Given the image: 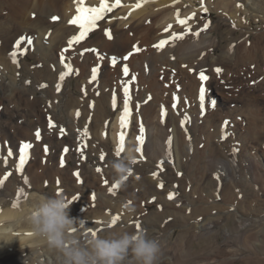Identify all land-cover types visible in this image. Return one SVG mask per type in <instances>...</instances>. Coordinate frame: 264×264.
Masks as SVG:
<instances>
[{
  "label": "bare ground",
  "instance_id": "6f19581e",
  "mask_svg": "<svg viewBox=\"0 0 264 264\" xmlns=\"http://www.w3.org/2000/svg\"><path fill=\"white\" fill-rule=\"evenodd\" d=\"M70 1L0 0V69L6 74L4 76L3 73H0V180L11 173L0 186V237H3L0 239V264L10 263L9 261L13 257V253L11 254L10 251H14L15 254H25L30 250V254L32 252L33 255L37 254L36 257H41L40 251L45 252V256H50L51 259L47 257L45 263L41 264H58L57 254L48 249V246L45 245L46 240L33 233L25 218L27 208L31 203L29 197L40 194L53 196L59 193V195H65L72 203L70 215L77 219L111 221V217L106 215V211L110 209L111 212L119 210V215L116 216L120 218L115 226L119 224V221L122 223L124 220V224H127L139 220V216L144 213V206L141 199L135 197V192L147 194L145 197L149 199L164 195L166 192L164 189L163 192L158 189L159 182L153 177V173L160 172L156 161L163 154L161 145L166 137L165 125L158 120L160 112L158 107H161V103L168 112L167 106L170 103V98H179L178 103L172 99L170 104H176L178 114L173 109L169 112L172 114L176 129L174 131L178 136V141L177 137L175 138V144L178 152L183 155V159H188L189 166L191 165L189 170L191 178L195 172H201L195 167L194 162L201 157L202 153L209 154V158L213 161L212 164L222 161L224 157L217 152L212 141L218 136L225 120L228 119L233 120L228 122L227 127L232 135L231 131L237 129L232 128L233 124L244 123L237 118L240 113L249 115L245 129H241L244 132L237 133L244 145L240 152L246 158V162L252 165L251 170L255 171L257 164L264 169V150L253 146L261 133L254 137L252 130V128L264 129V122L256 123L262 121L259 120L260 117L264 118V112L261 113L258 101L260 98L264 99V31L262 29V31L253 34L243 31V29L233 30L230 28L226 32L228 37L225 42V38L221 35V23L233 22L232 24H234L240 13L244 14V17L239 19L240 23L244 24L243 21L248 19L246 25L252 24L249 16L245 14L246 11L237 6L239 2L246 3L244 0L235 1V6H233V0H217L215 7L222 9L223 12L218 16L219 19L213 21L206 30L202 29L208 23L201 22V17L205 14L204 10L199 9L197 17L193 20L182 16L183 20H187V24L195 22L193 24L195 26H188L191 32H188V28L184 29V27L166 32L165 29H157L156 23L168 16L177 17V12L179 14L186 12L190 5L197 0H164L161 3H156L152 8L151 5H148L144 9L134 8L136 4H141L142 0H121V2L124 1L122 7L114 8L111 12L106 13L85 40L69 48L68 41L79 33L76 25H67L69 19L77 15V3L73 5ZM205 1L207 0H204L203 3ZM108 2L114 4L115 0H108ZM172 2H177V6L169 7ZM100 3L101 0H84V6L89 8L99 7ZM52 11L57 14L60 23L57 25L55 23L54 28L44 31L42 29L45 28V25L49 26L48 16ZM29 13L34 16L36 14L35 19L28 20L26 16ZM175 24L178 26V21ZM25 29L28 31L24 32ZM106 31H110L111 39L106 35ZM196 32L200 33L198 37L193 35ZM173 33L178 36L183 35L184 38L173 41ZM93 35L94 38H92ZM22 37H31L33 43L28 45L25 41L21 44V50L27 49V52L18 56L19 66L15 64L14 67H11V64L7 62L10 59L8 58L9 53L14 50L15 41ZM46 40L49 41L48 44H45ZM162 40H168L169 43L162 49L153 47ZM136 47L140 48L139 52L135 51ZM86 49H95L96 51H86ZM217 50L222 51L216 57L213 54ZM97 53L103 56V59H99ZM211 55L212 58H210ZM113 57L117 60L115 66L111 63ZM65 64H72V69L70 76H67L63 81L60 80L58 90L55 88V83L60 79H58L59 73L66 69ZM125 65L129 69L127 76L123 73ZM214 65L222 66V69H225L224 72H221V77L225 74L228 77L231 76L230 72L234 75L235 84L232 85V89L228 90V83L225 88H219L217 85L221 91L218 90L220 95L226 97L231 104L240 98H247L243 103L244 106L241 105L245 107L246 111L241 112L243 107L237 109L238 106L233 107L232 105L228 107L227 112H222V109L218 108L212 112V115H205L201 118L203 110L201 111V105H198L199 89L200 86L205 85L204 88L207 91L206 85L209 80L201 81L200 73L203 72L208 78L217 79L219 74L214 73ZM251 66H254V69H251ZM207 67L208 69H205ZM93 68L99 70L95 80L92 78ZM239 78L241 79L239 80ZM253 79L262 82L259 86L260 94L254 95V92L250 90L249 83ZM172 82L176 85L175 88L171 85ZM221 82L223 83V81ZM46 83L50 85L48 89ZM73 84L77 88L76 91L71 88ZM257 84L259 85V83ZM177 85L181 86L180 91H178ZM245 86L250 89L246 90ZM125 87L129 88L132 114L136 111L135 115L137 116V125L131 128L127 148L124 145L125 153L129 148H134L137 158L139 157L137 149L140 148V143L137 137L140 135V122L144 124H142L143 127L147 124L154 131L148 138V145L144 147L148 162L136 163L133 175L128 179L132 182L120 188L121 194L112 197L113 195H109V187L115 184L114 174L108 164L112 160L120 158L113 156L110 147L113 145L114 151L119 147V135L122 130L120 118L124 110ZM113 98L116 101L115 108L113 107ZM251 108V111L254 110L253 114L249 111ZM118 109H121L122 112L119 113ZM184 109L190 110L191 113L194 111L197 119L203 123L199 124L195 120L196 124L194 126L192 123L193 126L189 133L183 130L179 132L178 126L181 120L179 113L185 114ZM77 112L80 113L79 117H77ZM49 119L55 124V127H49ZM85 128H87L90 138L83 136ZM60 129H64L65 134L62 135ZM128 130L129 126L123 130L125 141ZM36 131L41 133L39 140L35 137ZM193 131H196L197 134H193ZM203 139L205 147L201 150L199 145L203 144ZM25 142L31 143L33 147L30 159L21 174L17 171L19 147ZM82 143L87 144V147L83 149V153H86L83 158L81 152L78 151ZM191 145L194 148H191ZM228 145L232 146V141ZM228 145L226 143L224 147L227 148ZM186 146L188 149L185 151ZM66 147L69 149L67 154L64 152ZM9 149L13 152L11 157L7 156ZM255 150L256 152L260 151L257 154V159L260 158L258 160L252 154V151ZM101 153L105 155L103 161L99 159ZM224 153L232 159L231 151ZM5 159L7 160L6 164ZM61 160L64 161V166H61ZM255 160L256 163H254ZM198 163L196 162V164ZM98 167L102 169L99 173L96 171ZM247 167L241 169L248 171L250 167ZM166 168L172 173L169 174L170 176H166L165 180L178 177L175 167L166 165ZM76 172L80 174L79 180L74 175ZM160 174L167 175L168 171H162ZM262 174L264 175V171ZM24 177L28 179L27 184L24 183ZM105 180L108 181L107 185L104 183ZM165 180L161 182L164 183ZM58 181L59 183H57ZM21 189L25 194H21ZM234 193L235 191L231 188L225 190L224 204L227 203L228 198L232 201ZM93 195L95 196L94 200ZM88 200H93L91 207ZM94 201L96 204H93ZM178 201L181 200L178 199ZM129 202L131 203L129 204ZM186 202L190 203V200ZM200 203L199 200L195 202L191 200L190 204L193 206L191 211L185 206L177 208L173 202L166 203L162 212H151L145 217V224L160 223L168 215L182 216L183 219L181 218L180 222L185 221L186 223L190 217H201L211 213V207L201 206ZM84 208H86V212L82 213ZM130 208L133 211L130 212ZM210 220L202 222L201 228L209 229ZM244 220L245 227L253 225L254 220L251 221V218L248 217ZM97 223L100 222L96 221L94 224ZM130 226L127 225L126 228L129 229ZM93 228L94 226L91 227V229ZM133 229L129 230L133 231ZM112 230L117 233L126 231L118 226ZM29 245H39V247L31 249L28 248ZM18 247H23V249H17ZM171 247L174 248V246ZM29 259L31 264H36L35 256L28 257L24 262H17V264L28 263Z\"/></svg>",
  "mask_w": 264,
  "mask_h": 264
},
{
  "label": "rangeland",
  "instance_id": "374dc122",
  "mask_svg": "<svg viewBox=\"0 0 264 264\" xmlns=\"http://www.w3.org/2000/svg\"><path fill=\"white\" fill-rule=\"evenodd\" d=\"M4 1H8V0H4ZM9 1H13V0H9ZM71 1H72L71 4L76 5L77 0H71ZM163 1L164 0H147V2H143V3L141 2V5H142L141 9H144L148 5H151V8H152V7H154V5L156 3H161ZM197 1L192 3L190 5V8L188 10H186V12L180 14V19H182L181 17L183 16L186 18L191 17V19L193 20L197 17L196 15H197L199 9L205 11V8H206L207 11H205L204 16L201 17V19H202L201 22L202 23H208V25L211 26V23L213 21H216L219 19L218 16L222 14L223 10L217 9L215 7V3L217 2V0H210V2H208V0H207L204 3H203L204 0H200V1L197 0ZM235 1L237 2V0H233V6H235ZM244 1L246 3L239 2L237 4V6L240 9H244L246 11L245 14L247 16H249V18L251 19L250 21H252V24L248 25V26L246 25L248 19L243 21L244 24L240 23L239 19L241 17H244L243 13H242V15H241V13L238 14V20L234 19L235 20L234 24H232L233 22L228 23V24L225 22L221 23V25H222L221 35L223 36V38H225L224 42L226 41V39L228 37L226 32L230 28L233 30L243 29V31H247V32L249 31V33H253V34L256 32L262 31V29L264 31V0H244ZM123 2L124 1L121 2L120 7H122L124 5ZM108 3L111 4L112 2H108ZM177 4H178L177 2H172L169 5V7L170 6L176 7ZM155 12H157V11H155ZM223 14H225V13H223ZM45 15L47 16L48 14H45ZM51 15L53 17H58L57 14H55V12L52 11L50 13V16H48V20L50 22L49 26L45 25V28H43L42 30H44V31L50 30V29L55 27V25H54L55 23H56V25H57V23H60L58 21V19L53 20V17ZM35 16H36V14H35ZM35 16L31 15V13H29V14H27L26 18L28 20H30V19L33 20V19H35L34 18ZM71 19L72 18H70L69 21ZM69 21L67 22L68 26L70 25ZM176 21H177V17L171 18V16H168L165 19L158 21L156 23V28L164 30V29H169V25H171V28L168 31L172 32L173 29L178 30V29H181V27H184V29H186V28H189L188 26H190V25L195 26V25H193V24H195V22L188 23L187 25H181V24L179 25L178 24V26H177L176 24L174 25V23ZM27 31H28V29L24 30V32H27ZM94 37L95 36L93 35L92 38H94ZM250 39H252V37H250ZM16 41H15V43H16ZM44 42H45V44L49 43L48 40H46ZM222 50H217L213 55H215L217 57L218 55L221 54ZM8 58H10V56ZM210 58H212V55ZM7 62L9 64H11V67L15 66V64L12 62L11 58ZM216 67L220 68L222 70L221 72H224V70H225V69H222L223 68L222 66L214 65L215 70L217 69ZM71 69H72V67H71ZM205 69H208V67ZM251 69H254V66L253 67L251 66ZM215 70H214V73L216 72ZM221 72L219 73V75L217 74L218 78L215 77L217 79H213L210 77V78H208L209 81L207 80L208 81V83L206 85L207 91H205L206 96H205V101H204V103L206 105L204 103L201 104L200 96H198V98H199L198 99V103H199L198 105H201L200 109H201V111L203 110V112H201V115H200L201 118H203L205 115H207V116L212 115V112L216 111L218 108L222 109V112L223 111L227 112L229 106L233 105V107H234L236 105V107L238 106L237 109H241L244 106L243 103L246 101L247 98H245V99L240 98L235 103L231 104L226 97H223L222 95H220L221 91L219 88H225L227 83H228V90H229V89H232V85L235 84V81L233 78L234 75L231 74V72H230L231 76H229V77L226 74L221 77V75H220ZM0 73L1 74L3 73L2 69H0ZM61 74H63L64 77L67 78V76H70V70L69 69L62 70L59 73L58 79L60 78ZM4 76H6V74H4ZM248 76L250 78V75H248ZM220 78H223L224 80H222ZM240 79L241 78H239V80ZM166 80H167V78H166ZM73 81H75V80H73ZM221 81H223V83ZM256 81L257 80H255V79L250 81V83L252 82L251 84L249 83V85H251L250 86L251 89L248 88L247 86H245L246 90L250 89L251 91L254 92V95L258 94V93L260 94V92H261L259 86L261 85L262 82L261 81L256 82ZM231 82H232V84H231ZM257 83H259V85ZM244 84L246 85V83H244ZM254 84H256V85H254ZM171 85L174 86L173 88H175V86H176L173 82L171 83ZM217 85L219 86V88ZM46 86H47V89L50 87V85L48 83H46ZM177 86L179 88V89L177 88L178 91H180L181 86H179V85H177ZM200 87L204 88L205 85H202ZM55 88H57V89L60 88V79L57 80V82L55 83ZM71 88L74 91H76V89H77L74 84L71 86ZM200 89H199V95H200ZM206 92H208V93H206ZM172 99H174V98H170V103L167 106L168 112H166V115H162V109H164L163 108L164 106L161 103H160L161 107H158V110H160V112L158 114V120L160 122L162 121L163 125H165L164 129L166 130L165 131L166 137H165V140L163 141V143L161 145L162 150H163V154L161 155V157H159V159H157L156 162H157V165H159L160 162L163 161L164 162L163 172L168 171V174L164 175L165 177L163 176V174H160L159 177H157L156 179L159 182V183L157 182L158 183L157 184L158 189L162 192L164 190L166 191L164 193V195H158L157 197H153V198L149 199V198L145 197V196H147V194L143 195L140 192L139 193L135 192V194H134L135 197L141 199L142 204L144 206V213L141 214V216H139V218H140L139 220L131 221L130 223H127V224H124V220H123L122 223H121V221H119L118 222L119 224L116 226L112 225L110 223L113 221V219L115 217H117L116 215H119L118 214L119 210H115V211L111 212V210L108 209L106 211V215L111 217V221L107 220V222H106L105 220H102V219H94V220L84 219L87 222V226L90 229L92 226H94V228L92 230L95 231L99 235H103V234L108 233V232H113L112 229H114L117 226H118V228H124V230L126 229V231L129 233L146 231L150 238L154 237L160 243V251L156 257L154 264H264V226H263L264 225L263 224L264 223V179H263L264 175L262 174V171H264V169H262L261 166L259 167V165L257 164L255 167L256 168L255 171L251 170L252 165L248 164L246 162V158H244L243 154H241V152H240L243 150L242 148L244 145L238 137V134L244 132L242 130H244L246 125H247V119L249 118V115L246 116L245 114H247V113H244V114L240 113L239 115H237L238 116L237 118L239 120L244 121V123L240 122L241 124L240 123H237V124L234 123L233 124L232 128L238 129V130L236 129V131H235V129L233 131H231L232 135H234V136H232L231 133L226 129L227 139H223V136L225 134V128H224V125L221 127V130H220L218 136L213 139L214 143L212 141V145L216 146L217 152L219 154H221V156H223L224 158L222 159L221 162H217L215 164L214 163L212 164L211 162H213V161H211V159L209 158V154H207V153L203 154L202 153L203 156L201 155V157L198 158L199 161L196 160L194 162L195 167L197 169L201 170V172H200L201 176H200V173L198 171V172H195V175L193 176V178H191L189 176V170H190L191 165L189 166L188 159H183V155L178 152V149H177L176 144H175L176 143L175 138L177 137V141H178V136L176 135L177 132L175 133V131H174L176 129L174 126L172 114H171V112H169V110L173 109L176 112L177 106L172 107L174 103H172V105H170L172 102ZM258 101L260 103L259 109L261 110V113H263L264 112V99L262 100V98H260ZM213 102H215V107H211L213 105ZM220 103H222V104H220ZM241 105H243V106H241ZM243 108H242V110H240L241 112L246 111L245 107H243ZM251 110H252V108L249 111L253 114L254 110L253 111H251ZM117 111H119V113L122 112L121 109H118ZM183 111L185 114L179 113V116L181 117V120L179 121V126H178L180 128L179 132L183 130L184 132L189 133L190 128L193 126L192 123H194V126L196 124L195 120H197L199 124H203V123H200L199 119H197L194 111L192 113L190 110L186 111V109H184ZM135 113H136V111L132 114V116L130 118L128 135H127L126 141H125V147L126 148L128 146V139H129V135L131 132V128L137 125V116L135 115ZM156 113H157V111H156ZM176 114H178V113L176 112ZM175 116H178V115H175ZM235 116H236V114H235ZM250 120H252V119H250ZM259 120H262V121L256 122V123L264 122V118L260 117ZM155 121H157V120H155ZM183 121L185 123H183V125H182L181 122H183ZM225 121L231 122L233 120L228 119ZM140 125H141V122H140ZM197 128H198V125H197ZM261 128H262V126H261ZM144 130H145V132H144V138L145 139H144V144H143V149H142L143 158L141 157L140 152L137 151L139 154V157L137 158V160L141 161V162L144 161V163H145V161L148 162V158H147V152L144 150V147L148 145V138L151 137L154 130L151 126H147V124H145ZM252 130H253V136L254 137H256L259 133H261V136H259V138L257 139L258 141H256L255 142L256 144L253 146H255V147L257 146L258 148H262L264 150V145H263L264 144V129L258 130L256 128H254V129L252 128ZM256 130H257V132H256ZM111 131H112V129H111ZM134 134H137V133H134ZM193 134H197V132L193 131ZM68 138H69V136H68ZM169 138H171V141H172L171 150H170L171 154H169V146H168ZM230 140L232 141V146L228 145V143L231 142ZM226 143L228 145L227 148L224 147V144H226ZM199 146H200V149L203 150V148L205 147V140L204 139H203V144L199 145ZM191 148H194L193 145H191ZM186 149H188V146L185 147V151H186ZM110 151L113 153V156H116L115 155L116 150L114 151L113 145L110 147ZM228 151H231L230 155H231L232 159L227 157V155L224 153V152H228ZM258 151L257 152H256V150L254 152L252 151V154H253V156H255L256 160L260 159V158L257 159ZM259 153H260V151H259ZM84 155L86 156V153H84ZM107 155H108V153H107ZM124 155H125V151H123L121 153L119 158H122ZM87 156H89V155H87ZM179 160H180V162H179ZM256 160L254 161V163H256ZM196 162H199V163L196 164ZM166 165H168L172 168H174V167L176 168L175 171H176V174L178 175L177 178L174 177L173 179L165 180L166 176H170L169 174L172 173L171 170H167ZM246 166L250 167V168L247 167L248 171L241 169V168H245ZM259 171H260V173H259ZM161 176H163V177H161ZM163 180H165L164 183L161 182ZM182 181H183V185H182ZM131 182H132L131 180H127L125 185L130 184ZM161 183H163V185H164L163 188L159 187V185ZM231 183H232V185H231ZM210 184H212V185H210ZM254 185H255V187H254ZM120 188L121 187H119L118 191L116 192V195H113L112 197H116L117 195L121 194L122 190ZM230 188L235 191V193H234L235 196L232 199V201H230L231 199H229L227 197L228 198V199L226 198L227 203L224 204L223 201H225V198H224L225 190L230 189ZM193 191H195V193H193ZM169 193H176L175 198L172 200H169L168 199ZM109 195H112V194L109 192ZM122 195H124V194H122ZM143 197H144V199H142ZM178 199L181 200L182 202L178 201ZM188 199L190 200V203H191V200L193 202L199 200L201 202L200 203L201 206L211 207V209H212L211 213H209L206 216H201V217H198V216H194L193 218L190 217V219L187 220L186 223H185V221L180 222V219L181 218L183 219L182 216L168 215V216H165L161 220L160 223L158 222L157 224L156 223L155 224H147V225L145 224L144 218L147 217L151 212H158V213L162 212L163 207L166 203H172L173 202V205L177 206V208H179L180 206H185V208L187 207L188 210L191 211V208L193 206L189 202H186V201H189ZM92 201L93 200H88V202H90L89 203L90 207L92 206ZM95 202L96 201H94L93 204H96ZM229 203H230V205H228ZM189 211H188V214H189ZM84 212H86V208H84L82 210V213H84ZM248 217L252 219L251 221L254 220L253 225L251 227H245L243 225L244 221H245L244 219H246ZM209 219H211L209 221V223H210L209 229H207V230L202 229L200 224L204 221H208ZM96 221H98L100 223L94 224V223H96ZM105 223H106V225H103ZM137 224L140 225L139 229H137V227H136ZM127 225L134 226V227L130 226V228H129V229L134 228L133 231L126 228ZM242 228H243V230H242ZM105 230H109V231H105ZM45 245H47V243H45ZM171 246H174V248ZM29 247L31 249H37L39 247V245H29L28 248ZM170 248H172V249H170ZM17 249H23V247H18ZM30 251H29V253H25V254H15L14 251H10L11 254L13 253V257L10 259L9 264H17V262L22 263L28 257L31 258L34 256H35V259L37 260L36 264L45 263V261L47 260V257H49V259H51L50 256H45L46 254L44 255L45 252H43V251L39 252L41 257H39V256L36 257L37 254L33 255V252L30 254ZM218 251H220V252H218ZM27 262L28 263H25V264H31L30 259ZM124 264H138V262L133 257H131V255H130L124 261Z\"/></svg>",
  "mask_w": 264,
  "mask_h": 264
},
{
  "label": "clouds",
  "instance_id": "9594fccd",
  "mask_svg": "<svg viewBox=\"0 0 264 264\" xmlns=\"http://www.w3.org/2000/svg\"><path fill=\"white\" fill-rule=\"evenodd\" d=\"M136 160L135 149L129 148L122 158L109 162L115 184L125 185ZM29 200L25 218L33 233L57 254L58 264H124L130 255L138 264H154L160 251L159 241L146 231L93 234L86 220L71 217L72 203L65 195L40 194Z\"/></svg>",
  "mask_w": 264,
  "mask_h": 264
},
{
  "label": "snow or ice",
  "instance_id": "6c2138e0",
  "mask_svg": "<svg viewBox=\"0 0 264 264\" xmlns=\"http://www.w3.org/2000/svg\"><path fill=\"white\" fill-rule=\"evenodd\" d=\"M143 2H147V0H142V3ZM120 6H121V0H115L114 4H109L108 0H101V3H100L99 7L89 8V7H85L84 6V0H77V15L75 17H73L69 21V23L72 24V25H76L78 27V29H79V33H78V35H74L73 37L70 38V40L68 41V47L71 48L74 44H79L81 41L85 40L88 37L89 33L92 32L97 27V22L102 20L106 13L111 12L114 8H117V7H120ZM141 6H142L141 4H136L134 6V8H139ZM205 11H207L206 8H205ZM129 15H131V13H129ZM176 16H177V21H178L179 24H181V25H186L187 24V20L180 19L179 12H177ZM56 19H58V18L57 17H53V20H56ZM189 19H191V17H189ZM208 27H209V25L205 24L204 28L202 30H206ZM170 28H171V25H169V29ZM169 29H165V31L167 32ZM187 31L191 32V29L188 28ZM199 34H200L199 32L193 33V35H195L197 37L199 36ZM106 35H108L109 39L112 38L110 31H106ZM183 38H184L183 35H179L178 36L175 33L172 34V40L173 41L176 40V39H183ZM25 41L27 42L28 45H31L33 43L31 37H22L20 40H18L16 42L14 50H12L9 53L12 62L14 64H16L17 66H19V63H20L19 60H18V56L19 55H23V54H25L27 52V49L21 50V44H23ZM168 43H169L168 40H162L159 44L153 45V47H155L157 49H162L164 47V45H166ZM65 51H67V49H65ZM86 51L95 52L96 50L95 49H86ZM135 51L139 52L140 48L136 47ZM97 55H98L99 59H103V56H100L99 53H97ZM125 59H127V57H125ZM111 63L113 64V66H115V64L117 63V60H116L115 57L112 58ZM65 68L71 70V65L65 64ZM98 71L99 70L97 68H93V70H92V78H93V80L96 79ZM215 71L217 72V74H219L222 70L220 68H217ZM123 73H124L125 76H127L128 73H129V69H128V67L126 65L123 67ZM77 74H78V70H77ZM64 78H65L64 75L61 74L60 80L63 81ZM207 79H208V77L203 72H201L200 73V80L201 81H206ZM58 90H59V88H58ZM149 99H150V97H149ZM174 99H175L176 103L179 102V98L178 97H176ZM200 101H201V104H203L204 101H205V89L203 87H201V89H200ZM130 102H131V96H130L129 88L125 87V89H124V101H123L124 110H123V113H122L121 118H120V125H121V129L122 130H121L120 135H119V147L117 148L116 153H115V155L117 157H119L121 155V153L124 151L125 132L123 130L126 129L129 126L130 118H131V115H132ZM175 106H176V104L174 103L173 107H175ZM113 107L114 108L116 107L115 98H113ZM213 107H215V102H213ZM79 115H80V113L77 112V117H79ZM162 115H166V110H162ZM183 123H185V122H182V124ZM49 127H55V124L51 121V119H49ZM227 127H228V122L225 121L224 122L225 134L223 136V139H227V131H226ZM60 132H61L62 135L65 134L64 129H60ZM144 132H145L144 127L141 124V126H140V135L137 137V140L140 143V148H138L137 151L140 152L142 158H143L142 149H143V144H144V139H145L144 138ZM83 136L90 138V134H89L87 128L84 129ZM35 137H36L37 140H39L41 138V133L39 131H36ZM171 144H172V141H171V138H169V140H168L169 154H171V152H170ZM32 147H33V145L31 143H27V142L22 143V145L19 147V162L17 164V171H19L21 174H23L25 165L27 164V162L30 159V153H31ZM86 147H87V144L86 143H82L80 148L78 149V151L81 152L82 158L84 156L83 149L86 148ZM45 151H47V148H45ZM68 151H69V149L66 147L64 149L65 154H67ZM12 155H13V152H12L11 149H9L8 152H7V156L11 157ZM99 159L103 161L105 159V155L103 153H101ZM140 162L141 161L136 160L134 163L136 164V163H140ZM6 163H7V160L5 159V164ZM163 164H164V162L161 161L160 164L158 165V167L160 169V172H162L164 170L163 169ZM61 166H64V161L63 160H61ZM96 171L99 173V172L102 171V169L98 167L96 169ZM160 172H154L153 173V177L154 178L159 177ZM10 175H11V173H8L6 176H4L3 180H0V186L3 185L4 181L7 180L8 176H10ZM74 175L76 176L77 180L80 179L79 172H76ZM137 178H139V177H137ZM24 183L25 184L28 183L27 177H24ZM57 183H59V181ZM104 183H105V185H107L108 181L105 180ZM119 187H120L119 184H114L113 186L109 187V192L112 195H116V192L119 189ZM159 187L163 188L164 187L163 183H161L159 185ZM20 191H21V194H25L23 189H21ZM58 195H59V193H58ZM175 196H176V193H169L168 199L172 200V199L175 198ZM92 198L94 200L95 196L93 195ZM130 203L131 202H129V204ZM13 206L15 207L17 205H13ZM126 207H127V205H126ZM118 220H119V217L118 216L115 217L113 219V221H112V224L115 225ZM136 227H137V229H139L140 225L137 224ZM93 234H95V231L93 232Z\"/></svg>",
  "mask_w": 264,
  "mask_h": 264
}]
</instances>
